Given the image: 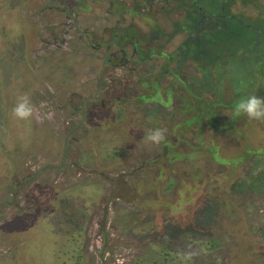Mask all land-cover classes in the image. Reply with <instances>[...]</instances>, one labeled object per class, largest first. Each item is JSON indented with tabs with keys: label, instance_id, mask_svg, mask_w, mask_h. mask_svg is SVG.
I'll list each match as a JSON object with an SVG mask.
<instances>
[{
	"label": "flooded vegetation",
	"instance_id": "1",
	"mask_svg": "<svg viewBox=\"0 0 264 264\" xmlns=\"http://www.w3.org/2000/svg\"><path fill=\"white\" fill-rule=\"evenodd\" d=\"M262 8V0H0V73L26 65L30 83L18 89L38 110L32 141L51 154L54 176L70 173L72 182L94 176L126 194L143 184L153 123L167 129L158 152L173 146L174 163L182 161L178 131L198 154L204 132L212 136L220 122L213 114L233 113L229 94L227 102L215 101L207 84L214 82V62L202 59L199 41L217 30L229 36L238 25L259 34L254 22L264 21ZM201 68L211 73L206 84ZM198 113L210 114V126L199 125V145L192 142L193 124L174 130ZM100 146L111 148L113 158L98 153ZM59 205H74L73 213L77 207L65 198Z\"/></svg>",
	"mask_w": 264,
	"mask_h": 264
},
{
	"label": "rangeland",
	"instance_id": "2",
	"mask_svg": "<svg viewBox=\"0 0 264 264\" xmlns=\"http://www.w3.org/2000/svg\"><path fill=\"white\" fill-rule=\"evenodd\" d=\"M254 24L264 27L260 19ZM0 75L1 100L8 107L0 111V264H208L209 258L218 264H264V189L255 192L249 185L252 173L264 168V122L258 129L245 119V139L205 131L198 154L186 147L188 134L178 131L183 147L175 151L182 152V161L174 163L173 146L158 152L162 147L146 141L143 184L122 194L94 176L75 182L70 173L54 176L47 168L51 154L32 141L31 119L12 114L24 95L19 84L30 83L26 65L1 68ZM203 123L200 115L189 114L174 130L193 124L192 142L199 145ZM98 153L114 156L101 146ZM158 154L160 162L149 164ZM62 198L77 204L78 243L73 225L65 223L69 213L59 205Z\"/></svg>",
	"mask_w": 264,
	"mask_h": 264
},
{
	"label": "trees",
	"instance_id": "3",
	"mask_svg": "<svg viewBox=\"0 0 264 264\" xmlns=\"http://www.w3.org/2000/svg\"><path fill=\"white\" fill-rule=\"evenodd\" d=\"M264 13V8H262ZM264 22V21H263ZM255 23V22H254ZM255 27L259 30V34H254L250 30H246L242 26L231 28L229 36L222 30H217L213 35L206 37L202 41H199V52L202 54V59L212 60L214 62V82L213 92L216 95V100L223 99L227 102L226 95L230 96V103L232 110L235 103L243 98H247L250 95H257L264 97V27ZM258 37V40H255ZM202 70V68H201ZM203 71L204 84L206 80L211 79V73L205 70ZM210 76V78H209ZM208 78V79H207ZM205 79V80H204ZM201 116V122L206 124V119H209V113H198ZM216 121L213 135L224 131L231 135V139H236V136L243 137L245 139L246 127L243 128L246 116H235L233 113L229 114L228 119L222 121V114H213ZM254 125L258 126V129H262V122L250 121ZM237 131H242L237 133ZM242 138V139H243ZM247 141V140H245ZM259 142V141H258ZM259 145V143L253 144V146ZM258 163V162H257ZM260 164V163H258ZM257 164V165H258ZM264 167V166H263ZM249 185L255 191H261L264 189V168L262 171L256 174L252 173L249 177ZM64 210V209H63ZM69 215L65 221L66 225H73L72 230L77 233V238L73 240L78 243L80 241L81 227L77 221H75V213L67 210ZM74 237V235H73ZM80 243V242H79ZM216 244H212L211 247L215 248ZM208 264H218L215 258H209ZM202 262H206L203 260Z\"/></svg>",
	"mask_w": 264,
	"mask_h": 264
},
{
	"label": "clouds",
	"instance_id": "4",
	"mask_svg": "<svg viewBox=\"0 0 264 264\" xmlns=\"http://www.w3.org/2000/svg\"><path fill=\"white\" fill-rule=\"evenodd\" d=\"M38 110L31 103L27 94L17 98V103L12 109V114L19 120H30ZM233 114L235 116L244 115L250 120L264 122V97L250 95L247 98L238 100L235 103ZM167 129H154L146 136V141L154 145H160L166 140Z\"/></svg>",
	"mask_w": 264,
	"mask_h": 264
}]
</instances>
